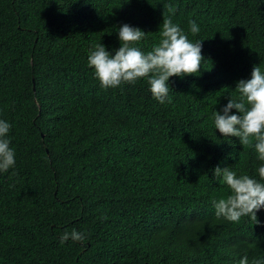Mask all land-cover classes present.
Segmentation results:
<instances>
[{
    "label": "trees",
    "instance_id": "trees-1",
    "mask_svg": "<svg viewBox=\"0 0 264 264\" xmlns=\"http://www.w3.org/2000/svg\"><path fill=\"white\" fill-rule=\"evenodd\" d=\"M167 18L186 33L189 19L200 26L188 33L203 40L199 76L171 77V104L156 102L144 79L102 89L89 48L118 49L127 23L148 33L147 52ZM259 64L264 0H0V118L16 150L15 175L0 174V264L264 258V209L257 224L216 218L212 201L228 189L211 171L259 179L254 148L212 122ZM73 228L85 240L61 246Z\"/></svg>",
    "mask_w": 264,
    "mask_h": 264
},
{
    "label": "clouds",
    "instance_id": "clouds-1",
    "mask_svg": "<svg viewBox=\"0 0 264 264\" xmlns=\"http://www.w3.org/2000/svg\"><path fill=\"white\" fill-rule=\"evenodd\" d=\"M120 42L118 49L109 51L102 43L89 48L87 66L92 69L93 77L102 89H115L123 84H134L146 80L152 98L159 104H171L169 81L171 77L183 79L197 75L202 67V41L191 40L200 32L195 20L189 19L188 32L171 18L163 19L158 31L159 40L151 50L145 52L139 46L148 33L130 24H121L117 29ZM236 96L229 95L226 105L212 113L216 131L223 137H235L240 145H251L260 162L256 176L237 173L231 167L216 166L212 177L228 191L212 201L214 215L232 223L248 217L259 223L257 213L264 209V67L253 65L251 76L236 83ZM235 109V113H233ZM12 124L0 118V174L12 170L15 175L16 150L12 145L10 130ZM236 153L230 154L235 159ZM84 232L76 228L64 231L58 238L61 246L69 240L83 242ZM238 264H264V258L241 256Z\"/></svg>",
    "mask_w": 264,
    "mask_h": 264
},
{
    "label": "water",
    "instance_id": "water-1",
    "mask_svg": "<svg viewBox=\"0 0 264 264\" xmlns=\"http://www.w3.org/2000/svg\"><path fill=\"white\" fill-rule=\"evenodd\" d=\"M35 89V88H34Z\"/></svg>",
    "mask_w": 264,
    "mask_h": 264
}]
</instances>
